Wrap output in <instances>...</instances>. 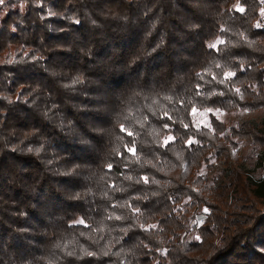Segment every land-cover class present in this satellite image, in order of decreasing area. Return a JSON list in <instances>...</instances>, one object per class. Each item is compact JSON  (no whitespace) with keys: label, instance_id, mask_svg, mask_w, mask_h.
Wrapping results in <instances>:
<instances>
[{"label":"trees","instance_id":"obj_1","mask_svg":"<svg viewBox=\"0 0 264 264\" xmlns=\"http://www.w3.org/2000/svg\"><path fill=\"white\" fill-rule=\"evenodd\" d=\"M0 18V264H264V119L193 111L264 110V0H4Z\"/></svg>","mask_w":264,"mask_h":264},{"label":"rangeland","instance_id":"obj_2","mask_svg":"<svg viewBox=\"0 0 264 264\" xmlns=\"http://www.w3.org/2000/svg\"><path fill=\"white\" fill-rule=\"evenodd\" d=\"M232 8L235 10H238V8H242L238 2H235L232 5ZM4 8H2V11ZM2 27V21L0 18V28ZM219 41L216 40L215 42H212V45L215 47ZM9 53V52H7ZM8 56L14 57V55L9 54ZM195 117H197V123L199 122V125L210 127V115L213 114L215 117H217L220 121H223L227 124L228 128L239 126L243 122H252V123H258L261 120L264 119V110L257 111V112H236V113H226L224 111H216V112H200L197 113V111H194ZM238 152L239 155L242 157L244 166L247 170H252L255 167H257V162L261 159L262 152L259 150V148L255 147L253 144H248L246 140L238 141ZM221 169L222 167L219 165L218 169ZM220 171L217 172H211L207 169H203L200 172V175L205 177L207 179L208 185H215L217 182L214 183L215 179L219 176ZM204 212H207V209H204ZM203 214H199L196 216V220H200V222H203L205 218L202 217ZM198 217V218H197ZM201 219H203L201 221Z\"/></svg>","mask_w":264,"mask_h":264},{"label":"snow or ice","instance_id":"obj_3","mask_svg":"<svg viewBox=\"0 0 264 264\" xmlns=\"http://www.w3.org/2000/svg\"><path fill=\"white\" fill-rule=\"evenodd\" d=\"M3 3H4V0H0V4H3ZM238 10L242 12L244 9H243V8H238ZM257 27H260V25L257 24ZM233 75H234V73H231V72L226 73V76H227V77H231V76H233ZM236 91L239 92V89H236ZM193 111H196V110L194 109ZM185 127H187V125H185ZM129 134L131 135V133H129ZM168 139H172V137H169ZM129 151L134 152L135 150H134V148H133V149H129Z\"/></svg>","mask_w":264,"mask_h":264},{"label":"built area","instance_id":"obj_4","mask_svg":"<svg viewBox=\"0 0 264 264\" xmlns=\"http://www.w3.org/2000/svg\"><path fill=\"white\" fill-rule=\"evenodd\" d=\"M203 218H204V216H202ZM203 219H201V221H202Z\"/></svg>","mask_w":264,"mask_h":264}]
</instances>
